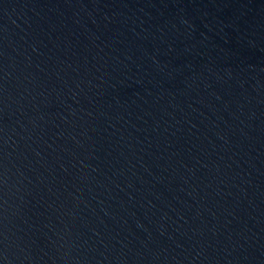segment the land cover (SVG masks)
Listing matches in <instances>:
<instances>
[{"label":"water","instance_id":"1","mask_svg":"<svg viewBox=\"0 0 264 264\" xmlns=\"http://www.w3.org/2000/svg\"><path fill=\"white\" fill-rule=\"evenodd\" d=\"M0 264H264V0H0Z\"/></svg>","mask_w":264,"mask_h":264}]
</instances>
